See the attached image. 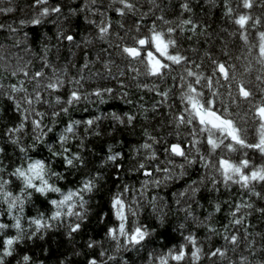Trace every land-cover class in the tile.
<instances>
[{
  "label": "snow or ice",
  "instance_id": "1",
  "mask_svg": "<svg viewBox=\"0 0 264 264\" xmlns=\"http://www.w3.org/2000/svg\"><path fill=\"white\" fill-rule=\"evenodd\" d=\"M0 17V264H264V0Z\"/></svg>",
  "mask_w": 264,
  "mask_h": 264
},
{
  "label": "trees",
  "instance_id": "2",
  "mask_svg": "<svg viewBox=\"0 0 264 264\" xmlns=\"http://www.w3.org/2000/svg\"><path fill=\"white\" fill-rule=\"evenodd\" d=\"M17 2H18V4L23 5L25 3V0H17ZM167 2H168V0H165V3H167ZM197 11H199V9H197ZM213 12H214V17L218 18L219 17V12L216 11V10H213ZM17 15H19V13H17ZM3 19H4V17H0V20H3ZM213 26L215 27V24ZM141 94H143V93H137V95H141ZM153 95L154 94L145 95L144 96L145 102L149 101L152 98ZM113 106L116 107L117 109H123V108L126 107L122 102H119V101L112 102L111 104L103 106V107L105 108V110H107V108L113 107ZM146 106H147V103H146ZM77 115H79V113H77ZM222 222H226V221H222ZM253 223H255V221H253ZM53 247H55V245H53ZM49 264H51V261L49 262Z\"/></svg>",
  "mask_w": 264,
  "mask_h": 264
}]
</instances>
